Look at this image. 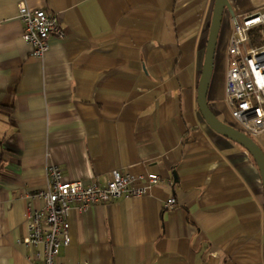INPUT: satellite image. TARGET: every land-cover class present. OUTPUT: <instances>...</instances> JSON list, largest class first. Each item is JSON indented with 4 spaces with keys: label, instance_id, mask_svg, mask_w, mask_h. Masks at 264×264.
<instances>
[{
    "label": "crops",
    "instance_id": "1",
    "mask_svg": "<svg viewBox=\"0 0 264 264\" xmlns=\"http://www.w3.org/2000/svg\"><path fill=\"white\" fill-rule=\"evenodd\" d=\"M229 1L234 14L264 7ZM213 3L0 0V264H38L22 239L50 165L84 184H105L113 170L160 176L141 196L83 211L74 202L59 264H264L257 165L206 124L196 101ZM19 4L54 15L64 32L41 58L21 37ZM221 27L225 42L228 14ZM223 51L221 42L206 98L234 125ZM253 139L264 151V132Z\"/></svg>",
    "mask_w": 264,
    "mask_h": 264
},
{
    "label": "built area",
    "instance_id": "2",
    "mask_svg": "<svg viewBox=\"0 0 264 264\" xmlns=\"http://www.w3.org/2000/svg\"><path fill=\"white\" fill-rule=\"evenodd\" d=\"M17 16L23 25L21 37L36 58L43 57L48 50L50 36L64 35L56 17L44 9L19 4ZM230 20L232 28L225 50V97L234 126L254 137L264 132V7L234 14ZM47 177L46 188L30 196L42 199L43 204L29 206L25 216L28 233L22 239L36 248L33 257L38 264H59L56 261L59 249L70 242L68 215L74 202L83 211L94 202L141 196L160 180L155 172L135 176L113 170L105 184H100L97 178L84 184L64 179L53 165L47 167ZM175 204V198L169 197L164 206L172 208Z\"/></svg>",
    "mask_w": 264,
    "mask_h": 264
},
{
    "label": "water",
    "instance_id": "3",
    "mask_svg": "<svg viewBox=\"0 0 264 264\" xmlns=\"http://www.w3.org/2000/svg\"><path fill=\"white\" fill-rule=\"evenodd\" d=\"M224 12H227L230 14V16L234 15L230 1L214 0L209 24L205 57L197 85V106L204 121L212 130L240 144L249 152L255 164L257 165L264 189V151L253 139V137L242 132L234 125L219 119L215 113L210 110L207 104L206 95L214 67L215 50Z\"/></svg>",
    "mask_w": 264,
    "mask_h": 264
},
{
    "label": "rangeland",
    "instance_id": "4",
    "mask_svg": "<svg viewBox=\"0 0 264 264\" xmlns=\"http://www.w3.org/2000/svg\"><path fill=\"white\" fill-rule=\"evenodd\" d=\"M226 14H228V13H227V12H224L223 17H225ZM230 18H231V16H230V14H228V34L230 33V30H231V28H232ZM222 21H223V20H222ZM221 28H223V27H221ZM221 30H222V29H221ZM221 30H220V35H219V38H218V41H217V46L219 47V45H221V42H222V44H223V48H224V51H223V57H224V59H223V63H224V67H225V70H226V57H225V50H226V45H227V38H226L225 42H224V41H221V38H222V37H221Z\"/></svg>",
    "mask_w": 264,
    "mask_h": 264
}]
</instances>
